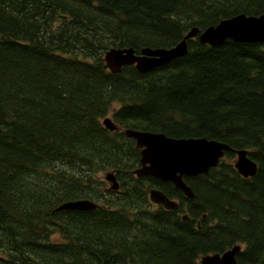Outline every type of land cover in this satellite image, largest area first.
Here are the masks:
<instances>
[{
  "label": "trees",
  "instance_id": "16d2710c",
  "mask_svg": "<svg viewBox=\"0 0 264 264\" xmlns=\"http://www.w3.org/2000/svg\"><path fill=\"white\" fill-rule=\"evenodd\" d=\"M242 13L264 14V0H0V264H199L237 244L238 264H264V42L191 39L187 55L146 73H114L104 59L113 47H172ZM129 128L223 141L257 172L243 177L226 151L184 177L187 198L134 174ZM153 187L179 208L154 205ZM79 199L97 206L59 209Z\"/></svg>",
  "mask_w": 264,
  "mask_h": 264
},
{
  "label": "water",
  "instance_id": "95a60500",
  "mask_svg": "<svg viewBox=\"0 0 264 264\" xmlns=\"http://www.w3.org/2000/svg\"><path fill=\"white\" fill-rule=\"evenodd\" d=\"M193 38H198L201 43L212 46L222 44L227 39L238 42H264V14L258 16L238 14L223 19L216 25L208 26L203 31L199 27H194L181 41L168 48L145 47L140 53L133 47L112 48L105 55L106 66L117 73L125 66L135 65L140 72L146 73L187 55L188 40ZM103 123L110 130L119 128L111 117H106ZM126 135L134 138L137 147L141 149V166L135 170V174L138 177L151 175L159 180L172 182L188 198H194L195 193L184 176L208 173L221 162L226 151L233 150L237 154L234 165L242 176L250 177L257 172V163L249 157L247 150H235L229 144L216 139L176 138L162 132L135 129H127ZM106 178L111 182L112 189H119V182L114 172H109ZM150 200L163 205L166 209L179 207L176 200L158 188L150 190ZM96 206L97 204L89 199H80L66 201L59 209L88 210ZM188 218V215L183 216L184 220ZM239 251L241 246L237 244L224 253L203 256L200 264H238L236 255Z\"/></svg>",
  "mask_w": 264,
  "mask_h": 264
},
{
  "label": "rangeland",
  "instance_id": "374dc122",
  "mask_svg": "<svg viewBox=\"0 0 264 264\" xmlns=\"http://www.w3.org/2000/svg\"><path fill=\"white\" fill-rule=\"evenodd\" d=\"M174 46V45H173ZM168 48V47H167ZM178 59V58H177ZM177 59H175V60H177ZM174 60V61H175ZM112 115H113V111H111L109 114H108V117H111L112 118ZM128 137V136H127ZM137 146V145H136ZM140 149V148H139ZM108 172H110V171H108ZM108 172H100L99 174H98V176L100 177V178H102L103 180H105L107 183H108V186H109V188H112V187H110V185H111V183L107 180V178H106V176H107V173ZM154 205H157V204H155L154 203Z\"/></svg>",
  "mask_w": 264,
  "mask_h": 264
},
{
  "label": "bare ground",
  "instance_id": "6f19581e",
  "mask_svg": "<svg viewBox=\"0 0 264 264\" xmlns=\"http://www.w3.org/2000/svg\"><path fill=\"white\" fill-rule=\"evenodd\" d=\"M228 152V151H227ZM222 161V160H221ZM212 254V253H211ZM224 263H225V261H224ZM223 264V263H222Z\"/></svg>",
  "mask_w": 264,
  "mask_h": 264
}]
</instances>
